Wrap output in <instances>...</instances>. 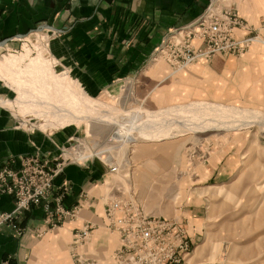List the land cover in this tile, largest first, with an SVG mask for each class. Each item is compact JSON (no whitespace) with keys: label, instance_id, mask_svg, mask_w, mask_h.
Here are the masks:
<instances>
[{"label":"crops","instance_id":"obj_1","mask_svg":"<svg viewBox=\"0 0 264 264\" xmlns=\"http://www.w3.org/2000/svg\"><path fill=\"white\" fill-rule=\"evenodd\" d=\"M210 1L0 0V43H6L0 49L15 50L27 36L47 29L52 34L49 47L60 69H68L88 93L98 94L116 82L132 80L135 99L154 111L192 101L264 107V0L236 3L246 23L245 28L235 30L236 37L255 38L245 54H220L181 71L164 60L151 63L152 53L168 30L191 24ZM3 97L11 99L8 91L0 89V99L6 100ZM56 134L24 129L11 110L0 105V170L7 165L18 168L23 156L35 152L60 156L72 136ZM212 148L215 150L200 164L205 169L199 168L201 174L195 177L196 182L208 185L188 189L223 187L239 178L240 164L233 148L223 149L220 144ZM158 158L164 171L162 156L157 154ZM134 172L130 171L129 179L124 174L120 178L102 160L93 158L68 164L55 181L54 196H59L64 186L70 187L63 205L79 208L76 219L51 229L43 208L32 206L19 219L27 229L25 235L17 237L8 226L0 231V264H71L76 231L89 224L93 230L84 250L112 262L120 235L108 226L106 205L115 197H128L132 190L137 193L131 176ZM160 183L162 188L165 183ZM204 203L187 202L188 219L170 217L184 220L191 238L199 234L193 233L195 227L203 225ZM14 208V197L0 193V211L12 212ZM38 230L44 231L43 237L36 236Z\"/></svg>","mask_w":264,"mask_h":264},{"label":"rangeland","instance_id":"obj_2","mask_svg":"<svg viewBox=\"0 0 264 264\" xmlns=\"http://www.w3.org/2000/svg\"><path fill=\"white\" fill-rule=\"evenodd\" d=\"M241 1L243 0H219V4L222 6ZM45 33L41 41L50 43L52 34ZM32 38L34 37L31 36L30 41L22 40L15 50L0 49V58L3 55L23 56L24 54L29 58L36 57L39 47ZM29 58L25 60L23 66H26ZM12 80L8 71L0 69V89L8 91L9 97L14 99L16 93L10 89ZM89 94L106 101L109 106L101 110L99 108L79 110V115L70 119L67 128L56 131V135L72 136L61 155L66 154L65 157L69 154L73 155L70 152L71 148L80 145L78 152L84 154L85 158L68 157L74 162L84 163L93 158L102 160L106 165H118L120 172L117 175L120 178L124 174L129 179L130 171H135L131 176L137 195L146 211L156 216L171 219V216L177 215L188 219V206L185 204L203 200L205 202L204 222L193 231V233L199 232L197 237L188 236L190 253L186 258L187 264H264V119H262L264 107L229 104L226 107L255 113L262 122L258 119L257 122L241 129L220 125L215 129L205 126L206 128L194 130L193 125L189 124L194 123L195 117H192L193 121L190 120L191 118L183 121L181 117H176V113L185 107L194 106L193 104L198 101L154 111L135 99L132 80L119 81L104 92ZM3 99L8 98L3 97ZM209 102H199V104L224 107ZM30 108L31 105L22 110L23 113L25 114ZM131 109L147 111L153 118H147L149 120L138 116L131 118L133 113L125 114ZM11 112L20 122L21 119H26V115ZM233 112V115L227 114L226 118L214 116L209 121L216 122L217 125L218 120L227 122L229 117L237 119L239 116L236 117L235 110ZM96 116L98 119L94 118ZM160 116L162 117L159 118ZM29 118L34 117L29 116ZM117 121H120L118 122L120 126L116 123ZM185 123H189V126ZM21 124L24 129L34 128L41 132L31 123L26 126H23L24 123ZM184 127L193 130L185 131ZM160 135H165L166 139L158 137ZM219 144L224 146L223 149L233 148V154L238 156L239 178L234 183L223 187L188 189L187 187L192 185H208L196 182L198 180L195 177L197 173L201 174L199 168H204L201 166L203 160L215 150L212 147ZM64 150H66L65 153H63ZM157 154L162 156L160 161L165 166L164 171L157 162L159 158L155 159ZM161 181L165 183L162 188L159 187ZM127 189L130 187L127 186ZM184 225L186 226L185 222Z\"/></svg>","mask_w":264,"mask_h":264},{"label":"built area","instance_id":"obj_3","mask_svg":"<svg viewBox=\"0 0 264 264\" xmlns=\"http://www.w3.org/2000/svg\"><path fill=\"white\" fill-rule=\"evenodd\" d=\"M245 27L235 2L221 6L219 0H211L205 12L191 24L169 29L150 61L158 63L164 60L175 71H181L199 61L210 62L220 54L241 56L255 40L254 37H236L235 30ZM71 162L74 161L65 154L54 157L35 152L23 156L18 168L9 165L2 168L0 193L13 196L15 208L12 212L0 211V231L8 226L17 237L25 235L27 229L20 225L19 219L32 206L43 208L51 229L76 219L79 208L63 205L70 187L64 186L63 192L54 196L55 181ZM108 166L111 173L120 172L118 165ZM128 195L115 197L106 205L108 226L120 235L113 261L103 260L84 250L93 230L89 224L76 231L71 264H187L190 247L184 223L148 213L134 190ZM43 234V230L36 232L38 238Z\"/></svg>","mask_w":264,"mask_h":264},{"label":"bare ground","instance_id":"obj_4","mask_svg":"<svg viewBox=\"0 0 264 264\" xmlns=\"http://www.w3.org/2000/svg\"><path fill=\"white\" fill-rule=\"evenodd\" d=\"M45 32H49V30H38L25 38L30 41L31 36L34 37L32 39H35V44L39 47V52L36 57L29 58L28 55L24 54L23 56L3 55L0 58V69L2 71L9 72L13 79V84L10 89L16 93V97L14 99H0V105L13 111L17 115H26V119H21V123H24L23 126L31 123L43 133L52 134L57 130L67 128V124L70 119L72 120L76 115H79V110H90L91 108H99V110H101L102 108H108L109 105L106 101L92 97L83 88L81 83L71 75L68 69H64L62 67V69H60L57 59L51 52L49 43H43L41 41L46 35ZM27 58H29V62L26 66H23L22 64L25 60H27ZM29 105H31L30 110L27 109L24 114L22 110L29 107ZM193 105L194 106L189 105L190 107H185L183 110H180V112L176 113V117H181L183 121H188L190 118V120L193 121L192 117H195L193 124L188 123L189 125H193L192 127L194 130L206 128L205 126L209 127V129H215L216 126L219 127L220 125L225 127L232 126L234 129H241L251 123L257 122L258 119L262 122L261 118L255 115V113L241 112V109L238 108L226 106L217 108L214 106L212 107L205 104H199V102H196ZM233 110L236 111V117L239 116L237 119L229 117L227 122L218 120L217 125L216 122L209 121L210 118L214 116L226 118L227 114L233 115ZM126 113H133L131 118L135 116L141 118L145 117V120L153 118V116L148 115L147 111L140 109H131L130 111H126L125 114ZM29 116H33L34 118H29ZM202 116L208 118H202ZM94 118L98 119V116ZM116 118L119 119V117ZM33 119H35V121H33ZM111 121H113L112 118ZM118 122L120 121H117L116 123L118 124ZM118 125L120 126V124ZM193 129L185 128V131ZM164 136L165 135H160L158 137L166 139ZM79 147L80 145H75L72 150H70L73 155L69 154L68 157L71 158V156H76L75 153H78V157L80 159L85 158L84 154L78 152Z\"/></svg>","mask_w":264,"mask_h":264},{"label":"water","instance_id":"obj_5","mask_svg":"<svg viewBox=\"0 0 264 264\" xmlns=\"http://www.w3.org/2000/svg\"><path fill=\"white\" fill-rule=\"evenodd\" d=\"M47 27H49V26H47ZM4 44H6V43H4V42H3V43H0V46H2V45H4Z\"/></svg>","mask_w":264,"mask_h":264}]
</instances>
